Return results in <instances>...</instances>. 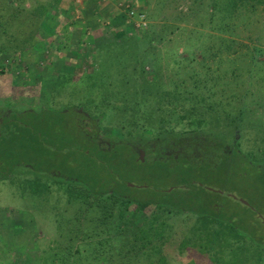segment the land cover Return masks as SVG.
Listing matches in <instances>:
<instances>
[{
  "label": "rangeland",
  "instance_id": "obj_1",
  "mask_svg": "<svg viewBox=\"0 0 264 264\" xmlns=\"http://www.w3.org/2000/svg\"><path fill=\"white\" fill-rule=\"evenodd\" d=\"M119 1L0 0L1 22L10 25L8 34L0 32V39L10 40L7 45L13 47L26 38L29 47L0 64V118L7 110L21 112L39 109L40 105L49 110L81 107L95 119L102 138L125 139L133 130L152 138L162 128L174 126L177 133L188 131L187 120L181 122L179 117L189 114L196 96L198 101L205 97L200 117L206 127L198 131L215 133L219 141L221 132H238L240 149L251 150L264 137V4L239 5L233 13L230 11L229 18L225 17L223 0H125L146 16L147 26L138 30L117 9ZM57 8L59 13H54ZM72 30L82 31V41L90 52L96 42L111 40L112 34L136 41L147 36L153 41L144 38L140 50L147 48L149 54L156 55L158 60L152 63L160 74L133 70L140 63L137 53L121 50L116 43L98 48L95 64L85 62L82 56L76 60L68 49ZM203 84L204 91L189 94L191 88ZM180 89L188 90L182 96ZM102 99L116 104L115 109L100 107ZM209 104L211 111L206 106ZM197 112L201 115L200 110ZM189 118L191 122L197 119L192 115ZM40 119L46 131L45 117ZM27 148L28 158L34 148ZM19 157L25 161V153ZM135 173L130 179L134 186L140 187L151 178L154 184L161 180L154 169ZM249 177L229 185L222 183L219 175L205 174L197 183L212 193L219 192L214 199L225 203L233 201L228 196L246 197L242 190L247 191ZM34 178L33 174L18 172L0 180V264H39L53 254L51 248L56 251L66 246L68 239L62 230L66 225L58 222L59 215L67 217L74 229L93 228L82 218L76 225L82 203L67 202L60 182L40 180L52 187L53 194L48 198L50 193L37 191V186L30 183ZM25 179H30L28 185L19 183ZM173 183L171 179L158 185L164 188ZM232 186L237 187L231 190ZM60 197L62 202L52 206ZM258 212L263 217L264 207ZM187 219L183 224H171L163 240L155 239V244L169 248V258L176 256L177 260L169 263L212 264L197 232L199 222ZM204 226L201 221L203 230ZM260 227L264 231L262 223ZM161 259L162 255L155 253L144 264H160Z\"/></svg>",
  "mask_w": 264,
  "mask_h": 264
},
{
  "label": "trees",
  "instance_id": "obj_2",
  "mask_svg": "<svg viewBox=\"0 0 264 264\" xmlns=\"http://www.w3.org/2000/svg\"><path fill=\"white\" fill-rule=\"evenodd\" d=\"M249 2L264 4V0H223L225 17L230 18L231 13L239 5ZM54 13H59V9L57 8ZM1 15L0 13V32L5 35L8 34L7 27L10 25L1 22ZM122 15L125 17V14ZM81 34V30H72L67 40L69 53L73 54L76 60L82 56L85 62L88 60L95 64L98 48L116 43L121 50L137 53L140 63L133 70L141 74L158 72L156 64L152 63L153 59L157 62L156 55L149 54L147 48L140 50L145 41H148L147 36L144 37L146 40L141 38L136 41L134 38H121L112 34L111 40L96 42L94 50L90 52V48L85 47ZM25 39L11 47L7 45L10 40L5 39L6 42L1 38L0 64L5 59L28 49V40ZM124 39L125 44H122ZM152 41L153 39H149L148 42ZM147 55L148 62L145 57ZM85 62H81L80 65ZM147 67L149 71L145 70ZM204 86L206 85L194 86L189 94L198 89L204 91ZM187 90L180 89L182 96ZM206 91L209 90L206 88ZM198 99L196 96V105L190 108L188 115L179 117L181 122L187 120L190 127L188 131L177 133L173 126L162 128L163 131H157L152 138H148L140 135L139 130H133L127 132V138L108 140V144L103 142L101 146L94 141L91 143L89 138L97 133L99 125H96V121H94L96 130L90 135L83 134L75 123L76 113L71 108L41 109L32 113L10 110L12 117L1 115L3 123L0 124V180H7L18 172H30L35 175L30 183L37 186V191L50 193L48 198L53 194L52 187L47 181L40 180L44 178L53 180L54 183L60 182L62 194L65 195L64 199L67 202L78 200L82 203L80 206L82 215L77 216L76 225L81 218L82 221L93 225L92 230L74 229L75 225L67 217L59 215L58 222L66 225L62 230L68 243L56 251L51 248L53 254L47 252L48 258L45 256L43 258L45 262L39 264H110L112 261L113 264H144V261L150 260L155 253L162 255L160 264L167 262L172 264L169 262L177 260L176 256L169 258L171 252L169 248L155 244V239L163 240V235L171 224L178 222L183 224L187 218L199 222L200 230L197 232L200 233L202 248L212 264H264V231L257 217L258 211L264 207V137L254 143L253 146L256 148L252 147L247 152L240 149L239 142L234 145V150L229 151L227 146L235 140L236 133L230 135V132H221L218 137L222 140L219 141L217 137L212 136L215 133L207 137L198 131L206 127L200 116L204 113L203 103L207 98L201 97L200 101ZM105 101L104 99L100 101V107L115 109L113 105L116 104ZM206 106L210 111L213 109L211 104ZM197 110L201 111V115ZM191 115L197 119L191 122L189 118ZM41 116L45 117L46 131L40 125ZM18 118L23 120L20 121ZM30 127L36 131L32 134L31 143H28L26 132ZM94 139L96 140V137ZM202 140H206L207 143H203ZM171 143L183 148L177 158L167 160L164 157L144 165L136 161L137 155L133 146L141 144L151 151L153 147L159 149ZM28 145H31L34 151L27 158ZM23 153L25 161L19 157ZM22 163H26L24 167L20 166ZM28 165H31L32 169L27 167ZM140 169L148 171L154 169L159 173L161 180L154 184V179L151 178L140 187L129 186V183H133L130 180L134 179L133 174ZM205 174L219 175L222 177V183L229 185L231 183L235 185L236 182H242L246 176H250L247 191L241 190L246 195L243 199L254 209L230 196L228 197L233 200L232 202L215 200L214 195L219 192L212 193L204 188V185L197 183L198 180L205 178ZM171 179L174 181L173 185L159 187L158 182L163 183ZM29 180L25 179L19 183L28 185ZM236 187L230 188L235 190ZM134 190L140 193L133 194ZM61 200L62 197L58 198L52 206H57ZM201 221H204V230L201 228ZM67 228L68 232L65 231ZM188 241L183 243L189 245Z\"/></svg>",
  "mask_w": 264,
  "mask_h": 264
},
{
  "label": "flooded vegetation",
  "instance_id": "obj_3",
  "mask_svg": "<svg viewBox=\"0 0 264 264\" xmlns=\"http://www.w3.org/2000/svg\"><path fill=\"white\" fill-rule=\"evenodd\" d=\"M41 109H46L44 108L43 106L40 105L39 109H36V108H32V109H28V110H23V112H27V113H32L33 111L35 110H41ZM72 110L76 113V116H75V123L77 124V127L79 129L82 130V133L85 134V135H90V133H92L93 131L96 130V125L94 124V121L95 119L92 118L91 116H89V114L84 111L81 107H72ZM2 112V110H0V113ZM8 112V113H7ZM7 114L3 115V116H9L12 114V112L10 110H7L6 111ZM79 116V117H78ZM99 120L97 119V122ZM2 120L0 119V124H2ZM36 130H34L33 128H28L27 129V132L28 133V143H31L32 141V134L35 133ZM96 134L89 137L91 138L90 139V142L92 143V141H94L98 146H101L103 145V142L104 143H109L108 140H103L102 136H100V129H99V126L96 130ZM32 133V134H31ZM40 134V133H39ZM209 134H204V136H207L208 137ZM213 136V135H212ZM239 134L236 133L235 135V140L232 141L230 144H228V150L229 151H232L234 150V145L239 141ZM96 137V140L94 139ZM211 137V136H210ZM94 139V140H93ZM203 139H206L207 138H203ZM42 139H40L41 141ZM206 140H202L203 143H207ZM214 141H216L214 139ZM198 146H203L198 144ZM213 146H215V144H213ZM135 149V153H136V161L140 164H146L147 162H150L152 160H156V159H163L164 157L169 160L171 158H177L178 157V154H180L182 151H183V148L181 146H176L174 143H171V145H164L162 148H156V147H153L150 150L144 148L143 146L140 145H136V146H133ZM176 147H178L176 149ZM40 150V148H39ZM27 167L31 168L32 169V166L31 165H28ZM32 172V171H31ZM29 174H32L30 172H28ZM55 175V174H54ZM58 175H60V173H58ZM35 176V175H34ZM234 199L236 200H239L238 198L234 197ZM248 202V201H247ZM249 203V202H248ZM249 207L250 204L248 205ZM252 209H254L253 207H251Z\"/></svg>",
  "mask_w": 264,
  "mask_h": 264
},
{
  "label": "built area",
  "instance_id": "obj_4",
  "mask_svg": "<svg viewBox=\"0 0 264 264\" xmlns=\"http://www.w3.org/2000/svg\"><path fill=\"white\" fill-rule=\"evenodd\" d=\"M85 0H76L77 3H81ZM120 9L121 11L124 12V14L127 15V17L133 21L134 23V27L135 29H142L145 28L147 26L146 24V16L145 14L141 13V12H137L133 6L131 5L130 2L125 1V0H121L119 1V3L117 4V9ZM125 10V11H124Z\"/></svg>",
  "mask_w": 264,
  "mask_h": 264
},
{
  "label": "water",
  "instance_id": "obj_5",
  "mask_svg": "<svg viewBox=\"0 0 264 264\" xmlns=\"http://www.w3.org/2000/svg\"><path fill=\"white\" fill-rule=\"evenodd\" d=\"M129 186H134V185H132V184H128ZM208 190H210V191H212L211 189H209L208 188ZM239 201L241 202V203H243L244 205H246V206H248L249 205V203L246 201V200H244V199H239ZM258 218H259V220L261 221V223L264 225V216L262 217V216H260V215H258Z\"/></svg>",
  "mask_w": 264,
  "mask_h": 264
}]
</instances>
